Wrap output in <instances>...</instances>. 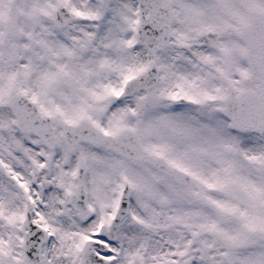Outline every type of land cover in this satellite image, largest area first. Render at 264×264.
Masks as SVG:
<instances>
[{
	"label": "snow or ice",
	"instance_id": "1",
	"mask_svg": "<svg viewBox=\"0 0 264 264\" xmlns=\"http://www.w3.org/2000/svg\"><path fill=\"white\" fill-rule=\"evenodd\" d=\"M0 264H264V0H0Z\"/></svg>",
	"mask_w": 264,
	"mask_h": 264
}]
</instances>
